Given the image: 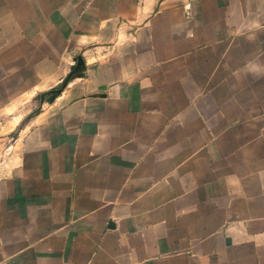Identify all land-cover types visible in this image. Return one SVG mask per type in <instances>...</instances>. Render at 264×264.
Masks as SVG:
<instances>
[{"label":"crops","instance_id":"0c3cea01","mask_svg":"<svg viewBox=\"0 0 264 264\" xmlns=\"http://www.w3.org/2000/svg\"><path fill=\"white\" fill-rule=\"evenodd\" d=\"M263 251L264 0H0V264Z\"/></svg>","mask_w":264,"mask_h":264},{"label":"rangeland","instance_id":"374dc122","mask_svg":"<svg viewBox=\"0 0 264 264\" xmlns=\"http://www.w3.org/2000/svg\"><path fill=\"white\" fill-rule=\"evenodd\" d=\"M41 78L43 77H46V76H40ZM55 77V80L53 81V82H49V83H44L43 85H41V87L42 86H49V85H51V86H53V88L54 87H59L62 83H63V81H62V79L65 77V76H63V75H61V76H54ZM25 78V80H31V78H33V76H25L24 77ZM60 80V81H59ZM47 88V87H46ZM43 92H45V91H41L39 94H42ZM45 94V93H44ZM41 97H42V95H41ZM47 97H48V95H45V96H43V98H45V99H47ZM262 262H261V264H264V251H263V259L261 260ZM235 264H240V261H236V263Z\"/></svg>","mask_w":264,"mask_h":264},{"label":"water","instance_id":"95a60500","mask_svg":"<svg viewBox=\"0 0 264 264\" xmlns=\"http://www.w3.org/2000/svg\"><path fill=\"white\" fill-rule=\"evenodd\" d=\"M58 91H59V90L56 89V90H53L52 93L54 94V93H57Z\"/></svg>","mask_w":264,"mask_h":264}]
</instances>
